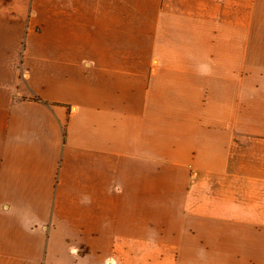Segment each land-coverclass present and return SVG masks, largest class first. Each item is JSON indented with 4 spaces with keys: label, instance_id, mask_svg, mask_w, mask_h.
Segmentation results:
<instances>
[{
    "label": "crops",
    "instance_id": "obj_1",
    "mask_svg": "<svg viewBox=\"0 0 264 264\" xmlns=\"http://www.w3.org/2000/svg\"><path fill=\"white\" fill-rule=\"evenodd\" d=\"M0 264H264V0H0Z\"/></svg>",
    "mask_w": 264,
    "mask_h": 264
},
{
    "label": "built area",
    "instance_id": "obj_2",
    "mask_svg": "<svg viewBox=\"0 0 264 264\" xmlns=\"http://www.w3.org/2000/svg\"><path fill=\"white\" fill-rule=\"evenodd\" d=\"M72 254H79L78 249H72Z\"/></svg>",
    "mask_w": 264,
    "mask_h": 264
},
{
    "label": "trees",
    "instance_id": "obj_3",
    "mask_svg": "<svg viewBox=\"0 0 264 264\" xmlns=\"http://www.w3.org/2000/svg\"><path fill=\"white\" fill-rule=\"evenodd\" d=\"M35 100H36V101H38V102H42V100H41V99H39V98H36Z\"/></svg>",
    "mask_w": 264,
    "mask_h": 264
},
{
    "label": "rangeland",
    "instance_id": "obj_4",
    "mask_svg": "<svg viewBox=\"0 0 264 264\" xmlns=\"http://www.w3.org/2000/svg\"><path fill=\"white\" fill-rule=\"evenodd\" d=\"M79 251V254H80V250H78Z\"/></svg>",
    "mask_w": 264,
    "mask_h": 264
}]
</instances>
